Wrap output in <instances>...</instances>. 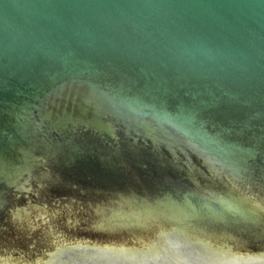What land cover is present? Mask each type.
<instances>
[{
	"label": "water",
	"instance_id": "water-1",
	"mask_svg": "<svg viewBox=\"0 0 264 264\" xmlns=\"http://www.w3.org/2000/svg\"><path fill=\"white\" fill-rule=\"evenodd\" d=\"M0 264H264V0H0Z\"/></svg>",
	"mask_w": 264,
	"mask_h": 264
}]
</instances>
